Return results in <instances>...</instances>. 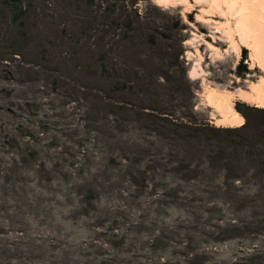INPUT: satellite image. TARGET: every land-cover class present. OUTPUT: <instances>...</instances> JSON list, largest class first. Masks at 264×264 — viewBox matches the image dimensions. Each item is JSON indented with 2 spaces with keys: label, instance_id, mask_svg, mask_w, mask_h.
<instances>
[{
  "label": "rangeland",
  "instance_id": "374dc122",
  "mask_svg": "<svg viewBox=\"0 0 264 264\" xmlns=\"http://www.w3.org/2000/svg\"><path fill=\"white\" fill-rule=\"evenodd\" d=\"M211 2L0 0V264H264V113L205 98L262 73Z\"/></svg>",
  "mask_w": 264,
  "mask_h": 264
},
{
  "label": "bare ground",
  "instance_id": "6f19581e",
  "mask_svg": "<svg viewBox=\"0 0 264 264\" xmlns=\"http://www.w3.org/2000/svg\"><path fill=\"white\" fill-rule=\"evenodd\" d=\"M222 2L227 6L226 11H222V15L229 16L234 13L236 16L234 28L231 27L229 20L225 25V29L229 31L228 39L232 52L236 54L238 60L241 51L247 49L250 52L249 69L258 68L262 73L257 80H248L246 88L237 86L235 90L221 92L212 87L205 93L207 106L217 113V117H211L215 120L214 123L223 128H236L244 123L241 113L233 107L236 98L253 107L264 109V0H212L211 4L220 7ZM234 31L237 33V38L234 37ZM185 43L188 44V40ZM205 45L209 51H219L212 42H206ZM195 53L198 55V60L192 63L188 72L191 78H198L199 76L196 75L203 71L200 63L202 54L197 49Z\"/></svg>",
  "mask_w": 264,
  "mask_h": 264
},
{
  "label": "trees",
  "instance_id": "16d2710c",
  "mask_svg": "<svg viewBox=\"0 0 264 264\" xmlns=\"http://www.w3.org/2000/svg\"><path fill=\"white\" fill-rule=\"evenodd\" d=\"M112 85V84H111ZM111 85L109 86V89H108V91H110V93H112L113 91H114V89H113V87L111 88ZM116 87H117V85H116ZM114 94L112 93V94H108L107 95V97L108 98H113L114 96H113ZM235 108L241 113V115L243 116V118L245 117V115H244V113L240 110V108H238L237 107V105H235ZM258 110H260V112H263L264 113V109H258ZM160 114H161V116L160 117H169V118H174V115H172V113H169V114H167V112H165V111H158ZM176 119V118H175ZM181 121H183V118H181L180 119ZM169 122H171L174 126H176V124H174V120L172 119V120H170ZM181 124H183L182 122L180 123V125ZM186 124L187 125H197V124H199L198 122H196V121H187L186 120ZM207 125H208V122H206V123H204V126L203 127H207ZM249 128H251V125H249V123L248 124H243L242 126H240V127H236V128H228V127H225L224 129L222 128V130L223 131H227V132H230V131H234V132H236L237 131V129H241V130H248ZM189 144H190V141H189ZM192 144H190V146H191ZM207 154L208 155H210V157H214L213 159H212V161H213V164H215L216 163V161H217V158H218V156H215V155H213V154H211L210 152H207ZM196 169H194V170H192V172H194Z\"/></svg>",
  "mask_w": 264,
  "mask_h": 264
}]
</instances>
